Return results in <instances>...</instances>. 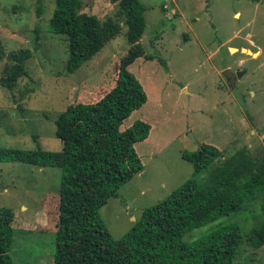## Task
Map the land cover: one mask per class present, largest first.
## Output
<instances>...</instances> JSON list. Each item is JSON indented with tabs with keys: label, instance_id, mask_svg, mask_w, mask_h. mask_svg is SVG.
<instances>
[{
	"label": "rangeland",
	"instance_id": "1",
	"mask_svg": "<svg viewBox=\"0 0 264 264\" xmlns=\"http://www.w3.org/2000/svg\"><path fill=\"white\" fill-rule=\"evenodd\" d=\"M146 7V56L130 71L148 102L125 122L142 120L149 138L135 145L144 169L101 208L100 217L115 239L142 219L143 212L185 185L194 166L185 153L215 146L230 156L248 148L264 152V0H141ZM80 12L100 19L117 10L108 0H78ZM43 11L39 14V8ZM54 0H0V42L6 55L28 49V75L13 91L0 82V149L59 152L56 120L79 102L96 101L114 84L118 59L128 49L126 30L92 61L69 73L68 42L51 33ZM239 52L231 51V49ZM245 48L251 51L241 52ZM254 55H253V54ZM153 56L154 59L148 57ZM9 61L0 60V79ZM237 72L230 87L223 71ZM62 170L0 162V208L14 210L13 264H55ZM262 200V199H261ZM260 199L246 214L220 218L185 236L194 243L220 227L258 228ZM242 247V246H241ZM235 264H264V246L247 245Z\"/></svg>",
	"mask_w": 264,
	"mask_h": 264
},
{
	"label": "trees",
	"instance_id": "2",
	"mask_svg": "<svg viewBox=\"0 0 264 264\" xmlns=\"http://www.w3.org/2000/svg\"><path fill=\"white\" fill-rule=\"evenodd\" d=\"M115 15L100 19L80 12L78 0H54L52 34L68 42L67 70L75 73L92 61L125 30L127 52L118 59L113 86L92 102L70 105L56 120L59 152L0 149V162H17L62 170L55 264H235L244 245L258 251L264 246V223L246 233L237 224L218 228L194 243L185 236L232 214H246L261 200L264 219V152L253 155L246 147L225 156L221 149L203 144L183 158L194 166V176L172 195L146 209L136 226L115 239L100 210L122 186L143 172L135 145L146 141L151 125L136 121L123 130L132 114L148 102L147 93L130 67L147 57L143 36L146 7L141 0H108ZM43 8H39L41 14ZM124 30V31H123ZM32 51L5 54L1 85L13 91L28 75ZM154 59L153 56L148 57ZM15 213L0 208V264H13ZM242 246V247H241Z\"/></svg>",
	"mask_w": 264,
	"mask_h": 264
},
{
	"label": "water",
	"instance_id": "3",
	"mask_svg": "<svg viewBox=\"0 0 264 264\" xmlns=\"http://www.w3.org/2000/svg\"><path fill=\"white\" fill-rule=\"evenodd\" d=\"M236 51V52H239V50H236V49H231V51ZM241 52H247L248 54H251V51L250 50H247V49H245V48H243L242 50H241ZM253 54V53H252ZM254 55V54H253ZM223 75L225 76V77H227L228 79H231V84H232V86L233 87H235V78H237L238 77V75L237 74H234L233 73V71L231 70V69H227V70H225V71H223Z\"/></svg>",
	"mask_w": 264,
	"mask_h": 264
},
{
	"label": "flooded vegetation",
	"instance_id": "4",
	"mask_svg": "<svg viewBox=\"0 0 264 264\" xmlns=\"http://www.w3.org/2000/svg\"><path fill=\"white\" fill-rule=\"evenodd\" d=\"M234 74H236L237 72H233ZM224 76V75H223ZM225 77V76H224ZM226 81L228 82V85L232 88V84H231V79H228L227 77H225ZM238 78H235V82Z\"/></svg>",
	"mask_w": 264,
	"mask_h": 264
}]
</instances>
